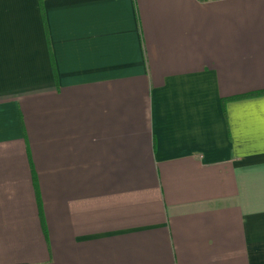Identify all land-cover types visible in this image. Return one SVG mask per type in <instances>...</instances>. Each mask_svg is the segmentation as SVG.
Instances as JSON below:
<instances>
[{"label":"crops","instance_id":"crops-1","mask_svg":"<svg viewBox=\"0 0 264 264\" xmlns=\"http://www.w3.org/2000/svg\"><path fill=\"white\" fill-rule=\"evenodd\" d=\"M261 90L264 0H0V264H264Z\"/></svg>","mask_w":264,"mask_h":264},{"label":"trees","instance_id":"trees-1","mask_svg":"<svg viewBox=\"0 0 264 264\" xmlns=\"http://www.w3.org/2000/svg\"><path fill=\"white\" fill-rule=\"evenodd\" d=\"M260 95H264V90L255 91V92H251V93L243 94V95H237V96H230V97L222 98L223 110H225L226 103L230 100H237V99H242L245 97H253V96H260ZM36 189H37V184H36ZM37 198H38V203H39V208H40V215H41V217H43V211H42L39 192H37Z\"/></svg>","mask_w":264,"mask_h":264}]
</instances>
